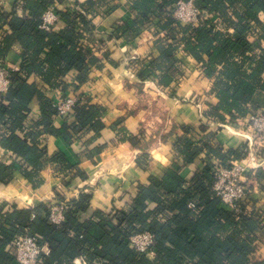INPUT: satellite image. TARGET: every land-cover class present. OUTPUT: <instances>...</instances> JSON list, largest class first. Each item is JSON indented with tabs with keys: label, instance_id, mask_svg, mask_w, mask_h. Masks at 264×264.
<instances>
[{
	"label": "trees",
	"instance_id": "16d2710c",
	"mask_svg": "<svg viewBox=\"0 0 264 264\" xmlns=\"http://www.w3.org/2000/svg\"><path fill=\"white\" fill-rule=\"evenodd\" d=\"M180 1L191 0H133L130 9L134 18L118 25L109 39L132 42L146 27L153 26L161 55L141 61L142 80L157 79L161 85H178L183 71L177 67L175 56L182 46L184 53L194 58L215 82L219 101L207 113L209 119L225 121L228 116L237 120L262 111L264 0H192L207 13L197 25L176 22L173 13ZM104 5L102 0H17L11 13L0 5V65L12 46L23 49L21 68L12 73L13 86L0 101V122L9 133L1 141L5 152L0 160L1 183L11 182L14 174L21 172L38 187L39 172L46 165H54L62 173L73 169L63 154H48L42 137L62 136L72 143L80 135L99 132L104 127L101 118L105 110L89 101H80L73 121L55 128L57 110L53 102L27 82L28 77L38 75L52 89L66 92L73 86L74 94L84 96L82 86L89 80L92 68H101L104 57L109 59V52L103 58L98 56L99 45L104 41L95 34L100 22L116 6L107 5L106 16L99 17V9ZM51 7L58 10L56 26L60 22L65 24L59 30L56 26L51 31L40 27ZM215 17L223 24L215 22ZM253 25L262 31L255 40L249 38ZM72 71L77 75L66 83L64 77ZM35 97L40 99L41 114L27 126ZM206 130L202 125L200 131ZM197 132L186 128L185 135L175 143L178 158L173 166L163 177H152L148 186H140L138 194L127 201L125 210L97 212L88 218L85 214L91 196L81 194L70 199L72 207L57 225L51 220L52 204L48 202L23 210L15 205H0V264H20L11 243L23 234L38 237L48 246L49 254L43 255L42 264H75L78 257H85L87 264H264V259L256 254V232L264 228V222L253 197L251 207L255 211L246 212L243 206L238 213L213 190L211 159L231 168L232 161L245 158L244 148L224 150L212 142V135L211 139L197 142ZM200 155H205V166L187 182L181 172ZM74 175L85 178L80 170ZM252 180H264V170H258ZM63 193L57 192L58 201L67 200ZM192 201H196L198 213L190 208ZM144 230L154 235V260L129 245L128 236Z\"/></svg>",
	"mask_w": 264,
	"mask_h": 264
},
{
	"label": "crops",
	"instance_id": "0c3cea01",
	"mask_svg": "<svg viewBox=\"0 0 264 264\" xmlns=\"http://www.w3.org/2000/svg\"><path fill=\"white\" fill-rule=\"evenodd\" d=\"M16 1L3 0L5 11L11 13ZM102 1L105 5L116 6L100 23L95 34L104 41V44L99 45L101 49L98 56L103 58L104 53L109 52V59L104 57L101 68H92L89 80L82 86V92L91 104L105 110L101 118L104 127L99 132L80 135L72 143L62 136H43L42 144L48 154H63L74 168L62 173L58 167L46 165L39 172L41 184L38 187H34L21 172H17L11 182H0V205H15L19 210L33 209L44 202L55 204L59 191L64 192L67 199L87 194L91 196V203L85 216L93 218L97 212L106 214L114 209H127V201L138 194L140 186H148L152 177H163L178 158L175 143L185 135L186 128L207 135L209 139L212 135V142L227 151H241L250 143L248 138L251 132L247 128L249 114L237 120H231L228 116L225 121L209 119L207 113L219 101L215 93V82L205 75L194 58L184 52H178L175 56V60L186 64V70L183 71L185 74L178 85H161L157 79L142 80L139 77L140 70L129 67L126 57L136 53L140 62L159 58L161 53L156 43V29L153 26L146 27L143 34L132 42L109 39L118 25L134 18L130 9L133 0ZM215 19V22L223 24L219 17ZM261 19L264 20V15H261ZM157 21L155 19V23ZM64 26L60 22L55 29ZM22 62L23 49L19 45L12 46L6 63L20 70ZM76 75L72 71L64 77V81L70 83ZM27 82L34 84L52 102L65 93L60 88L52 89L38 75L28 77ZM74 92L73 86H69L66 91L71 94ZM30 109L27 126L40 117L39 98L32 100ZM72 121L56 117L53 126L61 128ZM202 125L207 127L205 132L200 131ZM8 134L0 122V154L5 153L1 141ZM197 137L198 134L194 133V138ZM204 156L200 155L182 170L181 176L187 182L191 181L197 170L205 166ZM6 160L8 163L11 161L9 158ZM236 162L245 164L247 161L242 159ZM256 169L255 164L249 166L255 175L258 170H264V164ZM77 170L85 178L75 176ZM251 185L254 206L264 211V180H252ZM256 239V254L264 259V228L256 232ZM149 258L154 260L155 256Z\"/></svg>",
	"mask_w": 264,
	"mask_h": 264
},
{
	"label": "built area",
	"instance_id": "2783aa9c",
	"mask_svg": "<svg viewBox=\"0 0 264 264\" xmlns=\"http://www.w3.org/2000/svg\"><path fill=\"white\" fill-rule=\"evenodd\" d=\"M73 2L75 0H72ZM3 0H0V5H3ZM107 7V5H105ZM106 7L99 9L98 16H106ZM102 10V11H101ZM103 10L105 12H103ZM173 17L178 23L197 25L201 22L204 16L207 15L205 11L200 10L195 3L191 1H180L173 13ZM59 20L58 10L55 7L49 8L43 16L41 28L47 31H51L56 26ZM262 33L261 28L253 25L251 32L249 33L250 39H257ZM163 36L164 34L161 33ZM120 40V38H114ZM117 40V41H118ZM179 52H184L182 46L178 48ZM131 64L129 67H134L136 70L142 69V64L139 57L136 55L130 56ZM138 64L140 68L135 67ZM17 71L14 67H10L6 61L0 65V101L3 100L9 90L13 86L12 73ZM86 102L85 95L79 96L77 94L63 93L57 100L53 102L54 108L57 110V117H61L66 121L74 119L73 112L79 102ZM248 130L251 132L249 136L250 143L244 149L246 155L245 164H240L236 161H232V167L226 168L221 165L220 161L216 158L211 159V169L215 176V182L213 190L215 194L221 199V201L240 213L243 211V206H246V212L255 211L251 207V199L253 197L251 184V177L254 176L253 171L249 170V166L255 164L256 170L260 169L264 164V109L256 114L249 113V119L247 122ZM198 134L195 139L197 142L205 141L208 136L204 134ZM78 139V137H77ZM3 158V154H0V160ZM239 161V160H238ZM190 208L194 209L197 213L196 201H192L189 204ZM70 199L63 201H56L50 207V217L53 223L60 225L65 219V213L71 208ZM263 216L261 219L264 222V211H260ZM128 242L131 248L137 252L146 254L147 256H155L154 252V235L148 231L134 232L128 236ZM257 244V241H256ZM12 250L15 254L17 261L20 264H42L43 255L49 254V248L44 244L41 239L29 234H23L17 236L11 243ZM87 264L86 258L81 257L75 260V264Z\"/></svg>",
	"mask_w": 264,
	"mask_h": 264
},
{
	"label": "rangeland",
	"instance_id": "374dc122",
	"mask_svg": "<svg viewBox=\"0 0 264 264\" xmlns=\"http://www.w3.org/2000/svg\"><path fill=\"white\" fill-rule=\"evenodd\" d=\"M103 7H106L105 5L103 6ZM106 8H108V7H106ZM102 11V10H101ZM103 12H105L104 10H103ZM215 20H217V19H215ZM103 22V20L100 22V23H102ZM251 40H254V39H251ZM178 51H180V50H178ZM131 54V53H130ZM128 55L127 57H126V60H127V64L128 65H133V64H131V61L130 60H128L129 59V57L132 55ZM136 53H134V55H135ZM133 55V56H134ZM137 56V55H136ZM135 67H138V68H140L139 67V65L138 64H135ZM177 67L179 68V70L182 72V71H184V70H186V64L184 63V62H182V61H177ZM141 70V69H140ZM180 72V73H181ZM183 73L184 72H182V77H183ZM185 74V73H184ZM182 80V79H181ZM252 188V187H251ZM252 191H253V188H252ZM252 195H253V193H252Z\"/></svg>",
	"mask_w": 264,
	"mask_h": 264
}]
</instances>
